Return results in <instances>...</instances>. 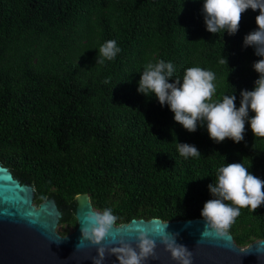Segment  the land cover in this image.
Masks as SVG:
<instances>
[{"label": "trees", "instance_id": "16d2710c", "mask_svg": "<svg viewBox=\"0 0 264 264\" xmlns=\"http://www.w3.org/2000/svg\"><path fill=\"white\" fill-rule=\"evenodd\" d=\"M202 4L0 0V163L33 184L36 204L56 200L62 235L77 226L78 194L111 209L116 224L169 221L201 217L208 185L227 163L264 180V137L247 123L240 143H216L206 126L188 132L167 105L137 92L144 66L159 60L174 65L172 79L194 66L214 72L213 101L235 94L238 108L241 90L253 89L252 65L261 57L243 41L258 10L242 14L235 34H212ZM110 40L120 52L99 63ZM175 138L201 155L181 156ZM228 232L241 246L264 239V205L241 208Z\"/></svg>", "mask_w": 264, "mask_h": 264}, {"label": "clouds", "instance_id": "9594fccd", "mask_svg": "<svg viewBox=\"0 0 264 264\" xmlns=\"http://www.w3.org/2000/svg\"><path fill=\"white\" fill-rule=\"evenodd\" d=\"M248 9L254 12L258 10L259 14L255 17L256 29L244 37V46L253 47L254 54L261 59L252 65L258 78L252 90H241L238 108L235 94L224 95L221 100L213 101L216 92L214 72L194 66L185 69L182 80L172 79L174 65L164 60L149 62L144 66L137 92L149 98L154 97L162 107L167 105L174 114V121L188 132H195L198 124L206 126L209 138L216 143L225 139L240 143L244 140L246 123L253 136L264 137V0H203L201 11L208 32L233 35L238 32L242 14ZM119 52L116 41H106L99 48L101 59L98 62L113 60ZM220 63L227 64V58L223 56ZM250 111L254 113L251 117ZM175 140L181 156L188 158L201 155L195 145ZM248 169L239 162L227 163L216 170L215 180L208 185L212 198L204 203L201 210V217L205 221L201 235L223 237L239 216L241 208L250 207L255 212L264 205V180ZM87 220L89 226L81 229L83 238L99 243L115 217L111 209H107L102 214L89 213ZM139 241V255L131 248L119 249L124 253L117 257L119 264H140L141 256L152 251L153 243L143 234ZM167 246L173 259L189 264L186 254L190 253L186 246L176 243L174 238Z\"/></svg>", "mask_w": 264, "mask_h": 264}, {"label": "water", "instance_id": "95a60500", "mask_svg": "<svg viewBox=\"0 0 264 264\" xmlns=\"http://www.w3.org/2000/svg\"><path fill=\"white\" fill-rule=\"evenodd\" d=\"M89 213L103 212L93 206L88 193L78 194L77 226L62 235L57 230L62 211L56 200L48 197L36 204L33 184L15 177L0 163V264H119L117 257L124 255L119 249L131 248L140 254L141 234L153 247L141 256L140 264H182L168 249L167 243L173 238L189 250V264H264V239L241 246L228 231L223 237L203 236L202 217L169 221L133 218L122 224L114 221L106 236L93 243L83 238L81 231L89 226Z\"/></svg>", "mask_w": 264, "mask_h": 264}, {"label": "rangeland", "instance_id": "374dc122", "mask_svg": "<svg viewBox=\"0 0 264 264\" xmlns=\"http://www.w3.org/2000/svg\"><path fill=\"white\" fill-rule=\"evenodd\" d=\"M60 228H61V226H60V225H58V227H57V230L59 231V230H60ZM73 229H74V228H71V229H70V231H73Z\"/></svg>", "mask_w": 264, "mask_h": 264}]
</instances>
